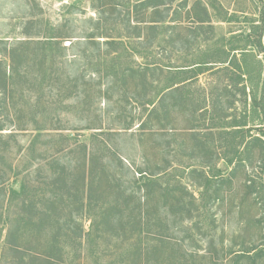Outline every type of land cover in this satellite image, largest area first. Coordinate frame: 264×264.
I'll return each mask as SVG.
<instances>
[{"label": "rangeland", "instance_id": "374dc122", "mask_svg": "<svg viewBox=\"0 0 264 264\" xmlns=\"http://www.w3.org/2000/svg\"><path fill=\"white\" fill-rule=\"evenodd\" d=\"M163 2L160 17L152 7L131 13V25L161 20L144 35L162 54L141 58L133 40L116 45L135 0H0V264H40L32 257L51 248L57 264H249L234 262L245 248L264 257V159L255 151L252 166L232 172L222 160L234 121L259 130L249 105L263 79L254 42L264 0ZM91 33L108 37L94 39L99 49L76 38L63 39L66 49L37 44ZM18 41L31 44L17 46L10 76L7 51ZM154 60L209 63L194 78L193 106L169 89L162 114L149 116L156 92L132 71Z\"/></svg>", "mask_w": 264, "mask_h": 264}, {"label": "trees", "instance_id": "16d2710c", "mask_svg": "<svg viewBox=\"0 0 264 264\" xmlns=\"http://www.w3.org/2000/svg\"><path fill=\"white\" fill-rule=\"evenodd\" d=\"M160 6H164L163 0H135V4L132 7V10L129 11L127 9L128 11L126 12V16L124 19V21L127 22V34L124 37L125 40H119L118 41L119 44H116V45H121L122 48L124 49L125 48L124 42L125 41L130 42L131 40H133V43L136 49L135 50L136 56L138 55L141 58H146V57H151L152 55L155 58L156 56H159L160 54H162L163 52L162 49L157 50V51H154V50L150 51V49L152 48V44H151L152 41L150 40L152 38H150V36H154L155 32L159 29L160 27L159 23H161V20H151L149 22H145V21L142 22L139 20V18H137L135 22H133L135 24L131 25L132 24L131 23V13H133L132 15L136 17V15L139 16L140 14L139 12H141L142 10L147 9L148 7H152L155 10L151 14L153 16L160 17L162 14L161 11H158V7ZM140 15L144 16V14H140ZM164 18L165 17H162L160 19L163 20ZM200 22L203 23L204 21L200 20ZM141 24H143L144 27H141ZM258 29H259V34H258L257 39L254 42V46L258 49L259 53L263 55V59H264V47L261 42L262 33L264 30V11L261 13V24ZM145 31L148 32V34L150 35L149 38H147L144 35ZM97 35H101V36H97ZM65 38H69V39L76 38L77 40L74 42H79V43L87 42L90 44H95L96 45L95 47L99 49L97 47L99 41H95L94 39L95 38H98V39L106 38L107 39L108 37L103 36V34H94V33L88 34L84 37H67V36L62 37V36L56 35L44 41H39L37 44L42 45V46L48 45L50 47L53 45H56V46L59 45L60 48L66 49L67 46H63L64 44L63 39ZM90 41H94V42H90ZM26 42H29V41H24V42L18 41L17 43H14V45L12 44V47L10 48V50L7 51L8 53L7 57L10 60L11 70H12L10 72V76H12V74H17L18 68H17V65L15 64V58L18 55V52L20 49V47L17 48V46L19 45L21 46V48H23L24 46L31 44V43H26ZM115 42H116L115 40L108 39V40H104L103 43H105L106 45H113L115 44ZM72 45H73V42L71 41L68 46L71 47ZM13 46H16V48ZM231 60H233V62H237L235 56H233ZM231 60H229L228 62L226 61L222 63H227V66H229L231 65ZM207 64L209 63L208 62H198V63H190V65L188 66L168 68V66L162 64L159 60L157 61L154 60L153 62L145 63L143 64L142 67H138L137 69L133 70L132 74L136 78L142 79L144 83L151 85V88L154 89L156 92L155 98L157 97V100H158L157 105H152V108L148 112L149 116L159 117L162 114L163 101H165V96H166L165 92H168L169 89L172 90V94L173 93L176 94L177 92H180V91L185 92L187 94L185 96L186 100L189 101V103H191V105L193 106V104L196 101L194 100V95L190 93V89L192 88L193 84H195L194 78H197L200 74L207 71L205 69ZM237 68H239V64L237 65ZM223 69L225 72L229 71L228 67L223 68ZM127 72L131 73L130 70H127ZM123 73L124 75L126 74L125 72H122V74ZM149 76L152 79L150 82L146 81ZM164 79L168 81L165 84H164ZM5 80H6V77H3V83H5ZM233 81H234V84L232 82L233 86L234 85L238 86L239 84L243 82V78L241 76H238L236 81L235 79ZM188 93H190V95H188ZM241 96H242L244 107L246 109L248 96H247L245 88L241 89ZM173 98H175V96ZM152 101L154 103L155 99H153ZM249 107H250V110L252 108L259 115V118H260V123H259V128H258L259 130H257L258 132L254 136L251 135L250 134L251 131L247 127V122L245 121L246 117L245 119L243 118L242 122H235V121L233 122V124L231 125L232 130L230 131L231 142L228 143L227 145L228 146V149L226 150L227 153L225 152V157H226V154H227V157L226 159H224L225 158L224 156L222 158V160L226 163V166L228 167L234 166L231 172L235 169L244 168L245 165L243 164V162L245 163L248 162L249 165L252 166L255 160V157H256V154H254L255 151L258 152L260 160L264 159V72H263V79H262V84H261L259 93L257 96L252 94ZM197 109H199L198 106L195 109H192V111L190 110L189 112V115L193 119L195 118L198 112ZM193 119H191L190 121H193ZM189 131L192 132L191 134L192 140L196 142L197 138H200L201 135L195 130V128H190ZM244 155H245V158H244ZM259 157L257 159H259ZM139 174H143V173H139ZM203 180L205 182L204 186L206 187L205 194H208L209 187L212 183L211 178H208L207 176H203ZM249 181L250 180H248V182ZM224 182H226V180L220 181V183H224ZM153 184H154V181H151L150 178H148L146 179V181L143 182V187L148 188L152 186ZM147 190L149 191L150 188L145 190L146 197H144V203H147V197L149 195V192ZM165 191L166 193H170V192H173V189L167 188L165 189ZM22 193H23L22 190H16V189L10 190V195H12L14 198L16 197L18 198ZM250 196H251V191H250V187H248L247 197H250ZM177 201L180 204L182 203V205L185 207V202L182 200V198H179ZM82 206L83 205L81 203L80 204L81 209H82ZM144 208H146V204L144 205ZM187 213L188 215H191L192 209L190 208L187 211ZM189 217L191 218V216ZM245 249L246 251H244L242 254H238V257H236V259L234 260L235 263H239L240 261H245L249 264H258L259 262L264 261V257L262 256L260 252L251 256V253L253 250L251 249L247 250V248ZM53 253H55V249L51 248L50 252L46 253L45 256L41 258H39L38 256H33L31 262L39 261L40 264H57L55 262V256H53Z\"/></svg>", "mask_w": 264, "mask_h": 264}]
</instances>
